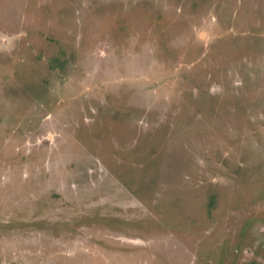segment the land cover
<instances>
[{"label": "rangeland", "instance_id": "obj_1", "mask_svg": "<svg viewBox=\"0 0 264 264\" xmlns=\"http://www.w3.org/2000/svg\"><path fill=\"white\" fill-rule=\"evenodd\" d=\"M0 264H264V0H0Z\"/></svg>", "mask_w": 264, "mask_h": 264}]
</instances>
